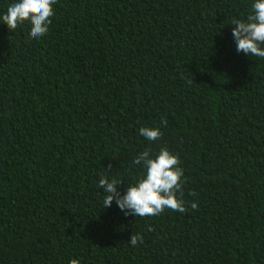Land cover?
Masks as SVG:
<instances>
[{
    "label": "trees",
    "instance_id": "16d2710c",
    "mask_svg": "<svg viewBox=\"0 0 264 264\" xmlns=\"http://www.w3.org/2000/svg\"><path fill=\"white\" fill-rule=\"evenodd\" d=\"M14 2L0 0V264H264V58L237 52L231 24L255 0H57L40 38L3 23ZM164 147L187 211L104 208L100 178L124 194L135 157Z\"/></svg>",
    "mask_w": 264,
    "mask_h": 264
},
{
    "label": "clouds",
    "instance_id": "9594fccd",
    "mask_svg": "<svg viewBox=\"0 0 264 264\" xmlns=\"http://www.w3.org/2000/svg\"><path fill=\"white\" fill-rule=\"evenodd\" d=\"M56 3L57 0H16L2 16V21L10 31L28 22L31 26V37L40 38L49 31L55 14L53 6ZM251 7L252 11L246 19L232 20L231 24L235 25L232 36L236 42L237 52L264 58V0H255ZM139 133L150 142L157 141L163 136L161 128L142 127ZM133 163L142 164L144 174L136 183L129 185L124 194L119 190L123 181L100 178L98 188L106 193L103 200L104 208L111 207L115 201L125 216L136 217L157 216L165 209L180 213L187 211L185 201L182 199L183 186L187 181L184 169L180 167L178 155L166 147L161 148L155 156L151 154L150 149H146L135 157ZM198 207V203H191L192 209ZM142 241V235L132 234L129 243L136 246ZM71 264H78V261L74 259Z\"/></svg>",
    "mask_w": 264,
    "mask_h": 264
}]
</instances>
